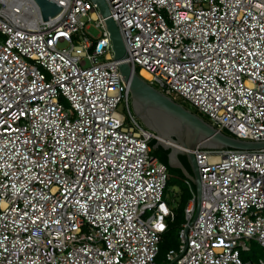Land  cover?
<instances>
[{
  "label": "built area",
  "instance_id": "2783aa9c",
  "mask_svg": "<svg viewBox=\"0 0 264 264\" xmlns=\"http://www.w3.org/2000/svg\"><path fill=\"white\" fill-rule=\"evenodd\" d=\"M54 1L44 21L35 0H0V264H159L175 218L159 136L134 114L98 5ZM106 1L149 84L264 142V0ZM193 152L201 203L188 174L167 262L264 264L247 258L264 249V148Z\"/></svg>",
  "mask_w": 264,
  "mask_h": 264
},
{
  "label": "water",
  "instance_id": "95a60500",
  "mask_svg": "<svg viewBox=\"0 0 264 264\" xmlns=\"http://www.w3.org/2000/svg\"><path fill=\"white\" fill-rule=\"evenodd\" d=\"M92 1L98 5L102 16L106 18L107 28L113 41L115 59L121 61V74L130 86L134 114L148 129L159 136L157 146L171 150L172 166H180L184 169L179 156L184 154L185 149L189 150L186 155L193 170L200 206L203 182L193 150L198 147L256 150L264 148V142L241 140L218 130L206 119L149 84L130 63L124 61L128 56L127 48L121 30L114 18L111 17L108 2L106 0ZM35 2L42 12L44 21L57 16L63 9L54 0H35ZM198 212L195 220L198 217Z\"/></svg>",
  "mask_w": 264,
  "mask_h": 264
},
{
  "label": "rangeland",
  "instance_id": "374dc122",
  "mask_svg": "<svg viewBox=\"0 0 264 264\" xmlns=\"http://www.w3.org/2000/svg\"><path fill=\"white\" fill-rule=\"evenodd\" d=\"M90 32L97 37L100 32L99 30L95 29L94 27L90 28ZM185 106L187 108L192 109L193 111H197L196 109H194L192 106H190L189 104H185ZM120 112L127 114V110H125V108L123 107V105H121L120 107ZM206 120L208 119L206 116L204 117ZM141 121V120H140ZM141 123H143L141 121ZM144 124V123H143ZM174 168H180L183 170V176L180 175L176 170H171V174L169 177V183L167 186V190H166V200L167 202L172 206V209L177 213V209L179 208V206L181 205V202L183 200V194L188 193V195L190 194L191 196V192H190V186L187 184L186 180L190 179L189 175H193V170L189 171L187 169H183L180 166H173ZM192 173V174H191ZM191 180V179H190ZM191 182L193 183V186L196 185L194 183V181L191 180ZM178 235L175 232V235L173 238H175V240L177 239L178 242ZM179 245V243H178ZM178 245L174 246L173 249H170L168 251H166L165 253H163L161 256L158 257L157 262L159 264H169V262H167V254L175 249L178 248ZM253 246V251L249 252V254H247V258L252 259L254 261L259 260L260 258H264V249L255 245V244H251Z\"/></svg>",
  "mask_w": 264,
  "mask_h": 264
},
{
  "label": "trees",
  "instance_id": "16d2710c",
  "mask_svg": "<svg viewBox=\"0 0 264 264\" xmlns=\"http://www.w3.org/2000/svg\"><path fill=\"white\" fill-rule=\"evenodd\" d=\"M157 142H158L157 140H153V142L151 143L152 147L154 149V152H153L154 155L156 157H158L161 162L165 163L170 168V171L176 170L180 175L183 176V170L180 168H174L171 164V161H170L171 150H167L161 146H157ZM179 158H180L182 164L184 165V168L189 170V171H192V168L190 166L187 155L181 154L179 156ZM194 188H195V186H194ZM191 196H192V194H191ZM191 196H190V194L188 195V193L183 194V200L181 202V205L177 209V213L175 212V218L173 221L169 222L168 230L163 235V240H162V243L160 246L159 256H161L166 251L173 249L175 245L176 246L178 245V243H179V232H180L182 225L185 222V210H186V207H187V205L191 199ZM175 232L178 235V237H177L178 242H177V239L175 240V238H173L175 235Z\"/></svg>",
  "mask_w": 264,
  "mask_h": 264
},
{
  "label": "bare ground",
  "instance_id": "6f19581e",
  "mask_svg": "<svg viewBox=\"0 0 264 264\" xmlns=\"http://www.w3.org/2000/svg\"><path fill=\"white\" fill-rule=\"evenodd\" d=\"M142 75H143L144 77L148 78V79L151 78V74L148 73L146 70L142 71ZM168 143H170V142H168ZM171 143H172V142H171ZM174 145H175V143H174ZM176 146H177V144H176ZM179 147H180V146H179Z\"/></svg>",
  "mask_w": 264,
  "mask_h": 264
},
{
  "label": "flooded vegetation",
  "instance_id": "af4514ba",
  "mask_svg": "<svg viewBox=\"0 0 264 264\" xmlns=\"http://www.w3.org/2000/svg\"><path fill=\"white\" fill-rule=\"evenodd\" d=\"M182 163V162H181ZM189 163H190V161H189ZM190 166H191V164H190Z\"/></svg>",
  "mask_w": 264,
  "mask_h": 264
}]
</instances>
